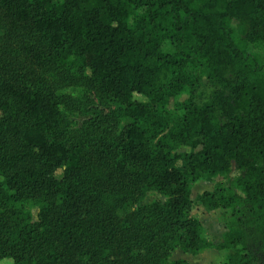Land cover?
<instances>
[{
    "label": "trees",
    "instance_id": "1",
    "mask_svg": "<svg viewBox=\"0 0 264 264\" xmlns=\"http://www.w3.org/2000/svg\"><path fill=\"white\" fill-rule=\"evenodd\" d=\"M245 43L264 50V0H0V262L264 264V60ZM194 203L231 211L218 243Z\"/></svg>",
    "mask_w": 264,
    "mask_h": 264
},
{
    "label": "rangeland",
    "instance_id": "2",
    "mask_svg": "<svg viewBox=\"0 0 264 264\" xmlns=\"http://www.w3.org/2000/svg\"><path fill=\"white\" fill-rule=\"evenodd\" d=\"M232 26L237 28V21H232ZM164 51H172L173 45L170 42H165L163 45ZM245 50L251 54H259L262 56L264 60V50L260 43H245ZM46 76L51 79L53 82H56V79L53 75L46 74ZM59 87V86H58ZM63 92H68L74 96L79 94V89L73 87H59ZM135 98L141 99L142 97L135 94ZM186 96L182 95L179 97V100H183ZM82 121L81 118H78L76 122L80 124ZM184 150H188V148H183ZM59 172V171H58ZM240 174L234 164L232 165V169L230 174L223 177H215L210 181L206 180H198L192 184V198H195L196 195L201 194L205 191H211L216 183H222L226 186L230 185L231 180H233L237 175ZM164 198L158 193H148L145 199L141 203H148L154 200H163ZM191 214L199 219L202 224L204 230V236L211 240L213 243H218L221 241L222 234L226 231V224L231 218V211L226 209H215L212 211H207L201 205L193 204ZM230 250H214V249H205L197 254L185 253L179 249H176L172 258L174 259H185L189 264H227L226 256L229 254ZM10 261L12 264V260L9 258H4L1 260L0 264H4V262Z\"/></svg>",
    "mask_w": 264,
    "mask_h": 264
},
{
    "label": "clouds",
    "instance_id": "3",
    "mask_svg": "<svg viewBox=\"0 0 264 264\" xmlns=\"http://www.w3.org/2000/svg\"><path fill=\"white\" fill-rule=\"evenodd\" d=\"M4 264H11V262L10 261H6V262H4Z\"/></svg>",
    "mask_w": 264,
    "mask_h": 264
}]
</instances>
